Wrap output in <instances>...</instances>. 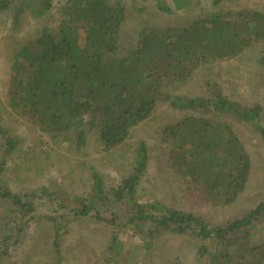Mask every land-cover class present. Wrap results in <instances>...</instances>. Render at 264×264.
<instances>
[{
  "label": "trees",
  "instance_id": "16d2710c",
  "mask_svg": "<svg viewBox=\"0 0 264 264\" xmlns=\"http://www.w3.org/2000/svg\"><path fill=\"white\" fill-rule=\"evenodd\" d=\"M58 1L56 25L23 40L10 55L6 85L10 112L31 124L47 142L67 144L77 153L85 147L89 129L96 132L104 152L121 149L131 132L149 122L160 105L200 112L159 127L158 139L164 145L160 159L182 184L185 198L204 207L236 203L249 184L252 162L232 125L221 117L252 123L264 136L261 109L243 108L227 100L209 80L201 97L172 94L171 88L188 86L201 69L263 42L264 12L217 11L177 27L143 22L135 43L125 47L120 37L127 11L124 0ZM155 2L161 12L172 14L169 6ZM172 3L176 11H186L193 2ZM52 5L53 0H0V13H12V30L16 31L23 13L40 19ZM261 61L264 63V58ZM21 143L8 134L0 118V174ZM39 144L34 146H43ZM32 150L35 154L33 148L22 160L26 171L30 170ZM148 156L145 143H141L134 151L132 173L120 181L113 195L92 172V194L87 201L59 189L17 197L0 180V259L13 251L36 217L51 221L49 230L59 259L57 242L62 221L69 216L111 225L118 231L136 226L143 236L141 248L147 251L146 264H155L159 256H152L155 248L151 247L166 235L194 241L203 264H264V243H255L251 233L264 217V203L248 215L219 225L192 213L166 209L156 199L138 203L133 198L135 185L146 170ZM109 205L126 213L123 217L116 214L113 220L103 217ZM107 249L119 259L117 264L126 263L125 257L131 253L130 260L140 257L139 250L137 254L125 252L117 237ZM165 264L184 263L175 258Z\"/></svg>",
  "mask_w": 264,
  "mask_h": 264
},
{
  "label": "rangeland",
  "instance_id": "374dc122",
  "mask_svg": "<svg viewBox=\"0 0 264 264\" xmlns=\"http://www.w3.org/2000/svg\"><path fill=\"white\" fill-rule=\"evenodd\" d=\"M155 1L124 0L127 11L120 37L125 47L135 43L143 22L152 26L177 27L188 25L190 20L217 11L264 12V0H192L190 9L186 11H176L172 0H159L172 9V14L167 15L157 8ZM59 6V1L53 0L52 7L40 19L32 18L28 12L23 13L16 31L12 30V13H0V118L8 134L22 142L19 152L9 157L7 167L0 174L4 187L17 197L40 194L45 189H59L87 201L92 194L91 174L95 172L100 176L103 187L113 195L120 181L129 177L133 171L134 151L141 143H145L149 159L145 172L136 181L133 195L138 203L156 199L166 209L195 214L213 225L225 224L248 215L264 203V136L256 131L252 123L228 116L221 117L228 120L245 146L251 158L252 172L245 193L236 203L227 207H204L195 200L184 197L182 184L160 159L164 145L161 146L158 139L159 127L186 114L197 116L200 112L179 111L168 105H160L149 122L137 126L131 132L121 149L109 153L102 150L93 130L87 131L86 145L77 153L67 144L54 145L47 142L39 131L32 130L31 124L11 113L6 104L10 55L23 40L38 33L40 29L54 27L57 23L55 10ZM263 58L264 41L254 44L238 56L201 69L192 84L174 86L171 92L188 97H201L205 95L204 83L209 80L212 85L219 87L227 100L243 108L259 107L260 122L264 125ZM37 143L43 146H34ZM33 148L35 154L33 150L30 152V170L26 171L22 160L27 159L26 153ZM37 158L41 160L38 162ZM1 204L0 212L3 210ZM109 206V211L103 213V217L113 220L116 214L123 217V213H126L124 209L120 213V208ZM65 219L62 221L63 228L57 242L59 259L54 251V235L49 230L51 221L36 217L28 223L22 240L13 251L1 256L0 264H117L119 259L112 257L107 249L114 237L124 244L125 252L132 251L137 254L140 251L139 260H130L133 256L131 253L130 257H125L126 263L122 261L119 264H146L147 259L144 258L147 251L146 248H141L144 243L143 236L136 230V226L133 229L119 226L121 230L118 231L111 225L93 222L87 218L75 220L67 216ZM251 233L254 234L255 243H264V217L255 223ZM153 245L155 247L151 248H155V251L152 256H159L155 257V264H165L175 258L184 264H203L198 260L197 244L188 238L166 235L153 242Z\"/></svg>",
  "mask_w": 264,
  "mask_h": 264
}]
</instances>
